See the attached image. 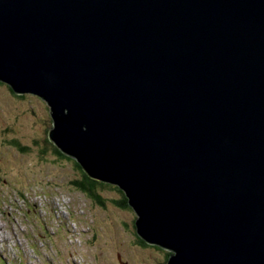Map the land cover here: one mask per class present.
Listing matches in <instances>:
<instances>
[{
  "label": "water",
  "instance_id": "obj_1",
  "mask_svg": "<svg viewBox=\"0 0 264 264\" xmlns=\"http://www.w3.org/2000/svg\"><path fill=\"white\" fill-rule=\"evenodd\" d=\"M0 83L166 264H264V0H0Z\"/></svg>",
  "mask_w": 264,
  "mask_h": 264
},
{
  "label": "rangeland",
  "instance_id": "obj_2",
  "mask_svg": "<svg viewBox=\"0 0 264 264\" xmlns=\"http://www.w3.org/2000/svg\"><path fill=\"white\" fill-rule=\"evenodd\" d=\"M9 87L0 86V264H166L164 251L137 243L135 215L111 204L114 190L101 192L102 207L72 186L73 160L46 144L47 104Z\"/></svg>",
  "mask_w": 264,
  "mask_h": 264
},
{
  "label": "trees",
  "instance_id": "obj_3",
  "mask_svg": "<svg viewBox=\"0 0 264 264\" xmlns=\"http://www.w3.org/2000/svg\"><path fill=\"white\" fill-rule=\"evenodd\" d=\"M17 97H21L22 98V96H17ZM46 144L49 146L48 149H50V150L53 149L54 154L58 158L59 161L68 160V158L65 155H63L56 147H53L51 145L49 137H48V140H47ZM14 145L17 148H19V150L22 151L23 153H26L23 150H28V149L22 148L19 144H17L16 141H14ZM45 152L46 151H44V154H45ZM73 163L75 164V166H76V168H77V170H78V172H79V174L81 176L79 180H75V181L72 182V186L78 192L83 194L87 199H89L94 204H97V205H100L102 207H105L106 206V199L103 198V196L101 195V192H103L106 189L107 190H114L117 193V196H118L119 199L118 200L112 199L111 204L114 205V206H117V208L118 207L121 208V210H125V211L127 210V211H130V212H133V210L129 206L128 199L126 198L125 194L119 188L111 186V185L103 184V183H100L98 181H95V180L91 179L90 177H88V175H86V173L82 170V168L79 166V164L76 161L73 160ZM134 215H135V213H134ZM134 218H135V221H136V219H137L136 215H135ZM135 234H136V232H135ZM138 239H139V241L137 243L140 244L142 247H146V248H150L151 247V246L147 245L139 237H138ZM170 255H171V253H169V252L165 253V258L167 260L166 262H168V259H169Z\"/></svg>",
  "mask_w": 264,
  "mask_h": 264
},
{
  "label": "flooded vegetation",
  "instance_id": "obj_4",
  "mask_svg": "<svg viewBox=\"0 0 264 264\" xmlns=\"http://www.w3.org/2000/svg\"><path fill=\"white\" fill-rule=\"evenodd\" d=\"M1 85V84H0ZM15 95V94H14ZM17 98H19V99H21V97H17ZM85 197V196H84ZM117 210H121V208H117V206L115 207ZM135 218L133 219V222H132V224H131V226H132V228H133V232H134V235H135V238H136V241L138 242L139 241V239H138V237H137V235L135 234V232H136V228H135ZM150 248H152V249H154V250H157V251H164V250H161V249H159V248H156V247H150ZM165 253H166V251H164ZM167 263V262H166Z\"/></svg>",
  "mask_w": 264,
  "mask_h": 264
},
{
  "label": "bare ground",
  "instance_id": "obj_5",
  "mask_svg": "<svg viewBox=\"0 0 264 264\" xmlns=\"http://www.w3.org/2000/svg\"><path fill=\"white\" fill-rule=\"evenodd\" d=\"M25 95H30V94H24V95H22V96H25ZM46 103V102H45ZM47 104V103H46ZM48 106V105H47ZM48 108H49V113L51 112V109H50V107L48 106ZM50 118H51V115H50ZM51 120H52V118H51ZM53 127V126H52Z\"/></svg>",
  "mask_w": 264,
  "mask_h": 264
},
{
  "label": "clouds",
  "instance_id": "obj_6",
  "mask_svg": "<svg viewBox=\"0 0 264 264\" xmlns=\"http://www.w3.org/2000/svg\"><path fill=\"white\" fill-rule=\"evenodd\" d=\"M1 85H2V83H1ZM1 85H0V86H1ZM11 92H12V91H11ZM12 93H13V92H12ZM13 94H14V93H13ZM18 96H22V95H18Z\"/></svg>",
  "mask_w": 264,
  "mask_h": 264
}]
</instances>
